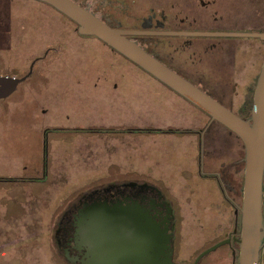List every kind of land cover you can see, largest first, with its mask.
<instances>
[{"label": "rangeland", "instance_id": "obj_1", "mask_svg": "<svg viewBox=\"0 0 264 264\" xmlns=\"http://www.w3.org/2000/svg\"><path fill=\"white\" fill-rule=\"evenodd\" d=\"M251 41L256 49L259 43ZM48 49L36 72L0 99V120L10 121L12 131L11 144L5 134L0 140L2 150L8 143V156L0 153V175H13V181H0V264H77L58 242L62 231H56L64 228L84 194L132 180L151 184L170 202L176 263L193 264L223 241L234 228L236 206L242 205L241 139L187 99L183 105L165 84L98 37L80 34L76 22L53 6L40 0H0L3 71L24 74L30 61ZM259 57L263 59L264 51ZM253 68L250 97L244 87L226 89L234 101L224 104L238 114L253 104L261 66ZM85 79L90 86L79 87L75 95L72 84ZM147 80L157 84L132 86L137 95L131 98L124 82ZM96 83H102L101 89L93 87ZM117 101H124L123 109L108 107ZM157 106L176 126L161 130L208 128L204 145L199 144L198 168L193 159L198 148L191 137L150 134L149 128L128 133L101 127L119 120L150 123L152 118L144 113L155 114ZM154 118L159 121V116ZM122 154L135 161L132 171L123 174L113 161ZM18 175L27 178L18 181ZM229 252L223 244L203 254L199 264H232Z\"/></svg>", "mask_w": 264, "mask_h": 264}, {"label": "flooded vegetation", "instance_id": "obj_2", "mask_svg": "<svg viewBox=\"0 0 264 264\" xmlns=\"http://www.w3.org/2000/svg\"><path fill=\"white\" fill-rule=\"evenodd\" d=\"M75 1L84 6L90 5V9L113 28L140 32L129 35V38L221 103L234 101L231 95L226 94L229 87H244L248 97L252 94L256 77L253 66L263 64L264 57L262 59L259 55L264 51V40L218 33L264 32V0ZM254 4L258 5L255 11ZM250 40H256L259 46L254 49L248 42ZM110 48L121 54L111 46ZM48 53L49 49L44 55L34 57L25 73L16 75L3 71L0 57V77H14L19 80L15 90L4 98L11 96L22 82L36 72L37 62ZM207 130L205 128L201 132V145ZM8 134L11 144V134ZM5 146L8 156L7 142ZM8 178L13 181L12 175H0V181ZM221 182L226 184L222 179ZM115 206L133 207L146 216V221L161 229L168 224V233L172 235L173 208L151 184L127 181L95 189L82 196L75 205L74 213L68 217L67 224L56 231L57 235L62 231L63 237L58 242L65 245L66 255L76 260L77 264H82L81 259L86 252L85 249H78L79 243L76 241L83 215L93 207L106 209ZM235 215L234 228L224 238L230 239L226 244L231 248L232 264L237 263L238 246L232 243V238L240 233V207L236 206ZM193 264H199L197 258ZM259 264H264V249L261 251Z\"/></svg>", "mask_w": 264, "mask_h": 264}, {"label": "water", "instance_id": "obj_3", "mask_svg": "<svg viewBox=\"0 0 264 264\" xmlns=\"http://www.w3.org/2000/svg\"><path fill=\"white\" fill-rule=\"evenodd\" d=\"M62 12L78 25L82 35L96 36L163 84L234 132L244 145L241 228L232 243L238 246L236 264H259L264 249V59L256 82L251 113L244 117L177 73L146 51L129 35L138 31L113 28L94 11L75 0H40ZM201 35V33H200ZM225 36L258 37L264 32L218 33ZM19 80L0 77V98L11 94ZM204 143V142H203ZM202 143V145H204ZM203 154V150H202ZM133 207H93L83 215L77 230L78 249L86 252L82 264H178L173 260L172 235L151 224ZM154 225V226H153ZM220 241L203 254L226 244Z\"/></svg>", "mask_w": 264, "mask_h": 264}, {"label": "crops", "instance_id": "obj_4", "mask_svg": "<svg viewBox=\"0 0 264 264\" xmlns=\"http://www.w3.org/2000/svg\"><path fill=\"white\" fill-rule=\"evenodd\" d=\"M87 80L85 79V80H82V81H76L74 84H72V87H75L74 89H75V91H74V93H75V95H79L78 94V91H79V87H80V89H82V87L83 86H85V88H87V84H89L88 82H86ZM79 83H80V85H79ZM125 83V88H127V92H129V96L131 97V98H134V97H136L135 95H137V94H135L134 92H133V90L131 89V87L132 86H142V85H144V86H151L150 84L151 83H154V84H157V82L155 81V82H153V81H151V80H147V82H145V84H143L142 82H138V83H140V84H137V83H135L134 85H131L129 82H124ZM150 83V84H149ZM149 84V85H148ZM89 86H90V84H89ZM101 86H102V83L101 84H98V83H96V84H93V87L95 88H97V87H100V89H101ZM117 87V85H115V88ZM164 87H167L168 89H170L171 91H172V93H174V94H176L178 97H180V99H182V104L184 105V102H185V98L184 97H182L181 95H179L178 93H176L175 91H173L171 88H169L168 86H164ZM90 89H91V87H90ZM99 89V90H100ZM159 89H162V88H159ZM82 92V91H81ZM126 92V93H127ZM162 92L163 93H166L167 95H169V96H172V94L170 93V92H167L165 89H162ZM142 95V94H141ZM141 95H138L137 97H140ZM123 98H125V97H121L120 96V98L119 99H123ZM184 101V102H183ZM124 102V101H123ZM122 101H120V102H115L114 104L112 103V105H109L108 107H110V109L114 106L115 107V109L117 110V108H119V109H123L124 108V105H121V103H123ZM131 102V101H130ZM187 102V101H186ZM187 103H189V102H187ZM159 107L161 106L160 104H157ZM112 106V107H111ZM158 106H157V112L155 113V114H153V113H144L146 116H149L150 118H152V120H151V122L150 123H142L141 125H133V123H130V122H125V121H120L119 120V122H114V126H109V125H107V124H104V125H101V127L102 128H107V129H109V130H114V131H118V130H121V128H125L126 130L128 129L129 131H128V133H132L135 129H143V128H149V129H154V131H151V132H148V133H150V134H152V133H162V134H169L170 136H174V135H181V137H183V138H187V140H189L190 138L189 137H191L192 138V140L191 141H193L194 142V144L197 146V148H198V151H196V154H194V156H193V159H194V161L196 162V165H197V168H198V158H199V144H201V132L203 131V128H200V129H198V128H191V129H188V131H186V132H177V131H174V132H159V131H156V130H158V129H164V128H172L173 126L174 127H176L175 126V124L173 123V122H171V121H167L166 119H165V117H164V113H163V111H161V109H163L164 110V108H158ZM162 107V106H161ZM135 108V107H134ZM150 108V107H149ZM137 109H139V111H141V109L140 108H137ZM151 109H153V108H150V110ZM170 109H172V106L170 107ZM149 110V111H150ZM169 110V109H168ZM168 110H166V111H168ZM165 111V112H166ZM143 112V111H142ZM154 112V111H153ZM159 114V115H158ZM157 116H159V121H157V120H155V121H153L155 118L154 117H157ZM166 116H167V112H166ZM170 116V115H169ZM168 117V116H167ZM161 119H163L162 121H161ZM0 122H2V124L3 125H0V140H1V137L3 136V134H5V137H8V132L11 134V142H12V131H11V126H9L10 125V121H8L7 119L6 120H3V119H1L0 120ZM7 122V123H6ZM9 124V125H8ZM184 127H182V128H180L179 130H186L185 128L183 129ZM3 129H7V130H9L8 132H6L5 131V133H3ZM176 129V128H175ZM124 130V129H123ZM133 130V131H132ZM109 132H111V131H109ZM134 132H139V131H134ZM189 135H191V136H189ZM185 142H189V141H185ZM119 147V146H118ZM3 148V147H2ZM5 148H6V146H5ZM128 149V148H127ZM1 151H2V154H1V156L2 157H4V155H6V150L5 149H1L0 150V153H1ZM46 154V153H45ZM124 156H126V155H123L122 154V156H119V157H115L114 158V160L113 161H115L116 163H117V165H118V167H121L122 168V174L123 173H125V172H130V171H132V169L134 168V164H135V161H131L129 158H126V157H124ZM123 158L125 159V160H123ZM108 160H110V156H109V158H108ZM44 161H45V156H44ZM111 161V160H110ZM110 164V163H109ZM108 164V165H109ZM104 166H107V165H104ZM127 174V173H126ZM12 177H13V175H12ZM25 178H27V177H25ZM25 178H24V176H20V175H18V181H24L25 180ZM132 181H135V180H132ZM229 249H230V252H229V259H230V261H231V263L233 262V258H232V255H231V248H230V246H229Z\"/></svg>", "mask_w": 264, "mask_h": 264}, {"label": "trees", "instance_id": "obj_5", "mask_svg": "<svg viewBox=\"0 0 264 264\" xmlns=\"http://www.w3.org/2000/svg\"><path fill=\"white\" fill-rule=\"evenodd\" d=\"M253 105V104H252ZM251 109H252V107H251V104H250V108H248V109H246L247 111H244V113H242V114H240V115H242V116H244V117H246V116H248L250 113H251ZM148 131H153L152 129H149ZM156 131H161V132H165V131H167V132H174V131H177V130H170V131H168V130H161V129H158V130H156ZM178 132V131H177Z\"/></svg>", "mask_w": 264, "mask_h": 264}]
</instances>
